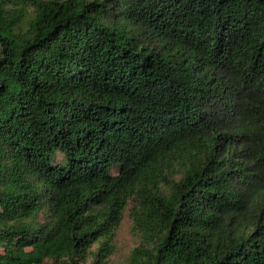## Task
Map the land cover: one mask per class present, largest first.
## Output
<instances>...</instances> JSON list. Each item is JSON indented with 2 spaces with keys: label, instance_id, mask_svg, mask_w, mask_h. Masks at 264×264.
Here are the masks:
<instances>
[{
  "label": "trees",
  "instance_id": "1",
  "mask_svg": "<svg viewBox=\"0 0 264 264\" xmlns=\"http://www.w3.org/2000/svg\"><path fill=\"white\" fill-rule=\"evenodd\" d=\"M264 264V0H0V264Z\"/></svg>",
  "mask_w": 264,
  "mask_h": 264
},
{
  "label": "rangeland",
  "instance_id": "2",
  "mask_svg": "<svg viewBox=\"0 0 264 264\" xmlns=\"http://www.w3.org/2000/svg\"><path fill=\"white\" fill-rule=\"evenodd\" d=\"M132 221L125 214V217L115 234V252L110 258V264H129L131 250L137 245V240L132 234Z\"/></svg>",
  "mask_w": 264,
  "mask_h": 264
}]
</instances>
